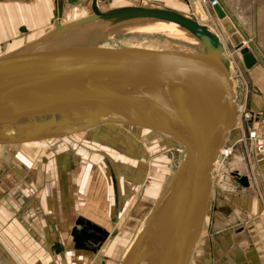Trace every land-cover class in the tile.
Returning <instances> with one entry per match:
<instances>
[{
	"label": "water",
	"instance_id": "water-1",
	"mask_svg": "<svg viewBox=\"0 0 264 264\" xmlns=\"http://www.w3.org/2000/svg\"><path fill=\"white\" fill-rule=\"evenodd\" d=\"M140 2L100 11L92 0L91 15L64 28L55 23V32L85 21H162L194 36L198 50L121 47L108 58L96 49L99 40L77 45L78 41L67 43L62 36L56 39L60 34L55 33L25 45L16 52L18 63L37 54L41 66L0 73V146L59 139L105 123L170 135L185 146L184 158L119 264H189L205 223L211 172L236 126L234 84L225 48L207 25L192 13ZM61 4L58 0V10ZM213 10L244 67L254 68L257 59L264 64L257 52L242 45L243 39L250 47L251 42L225 7L217 4ZM44 118H51L50 122ZM238 182L249 187L246 176H239ZM82 224L80 231L76 227L71 231L76 249H84L88 239L102 243L108 237L84 218L75 222Z\"/></svg>",
	"mask_w": 264,
	"mask_h": 264
},
{
	"label": "rangeland",
	"instance_id": "rangeland-1",
	"mask_svg": "<svg viewBox=\"0 0 264 264\" xmlns=\"http://www.w3.org/2000/svg\"><path fill=\"white\" fill-rule=\"evenodd\" d=\"M145 1L146 5L165 6ZM198 1L203 10L199 11L198 8V12L194 8L197 13L195 16L200 23L207 25L212 32H216L225 48V55L231 62L230 76L234 84L235 104L239 106L245 104L246 109H249L248 100L252 95L253 84L247 73L248 70L244 67L240 54L236 53L235 48L228 41L222 23L213 10L214 6L210 7L206 0ZM182 2L187 6L183 3L179 8L169 7L194 14L191 0H182ZM54 16L43 28L33 29L26 26L27 28L22 32L12 27L10 32L14 33L11 34L6 29L7 22L2 20L4 17L0 14V27L3 28L0 33V58L11 55L15 49L37 42L43 36L45 38L49 33L51 34ZM232 19L234 20L233 17ZM162 24L166 25L168 22L135 20L106 25L95 21L93 26L97 29L82 34L79 43L75 44L88 46L99 40L101 44L96 46V49L108 58L112 56L114 50L121 47L198 50L200 45L198 40L180 27L175 29L176 32L152 29ZM67 34L70 33L63 35ZM63 35L61 36L64 37ZM56 39H60V35H56ZM247 47L253 51L248 43ZM3 66L13 69L16 65L7 63ZM250 71L254 83L264 76V69L257 64ZM236 112L239 123L236 121L238 126L236 125L231 134L229 133L225 143L224 148L228 152L218 154L217 163L214 164L211 172V196L205 223L196 252L189 264H204L205 244L203 243L209 235L207 230L210 216L215 212L213 208L228 202L230 204L236 202V196L232 193H221L222 186L225 189L231 186L229 181L234 183L235 171L238 170L253 178L250 191H255L261 202H264V180L257 178L258 170L248 140L246 123L240 111ZM184 155V147L174 141V138L161 132L126 124H101L79 134L59 139L1 145L0 210L4 213H0L3 221L0 225L5 227L4 230L10 228L12 223L16 225L12 218L15 208H20L22 219L24 211L28 222L30 211L32 218L36 219L33 232H28L26 226H20L23 231L19 234L43 236L50 231L49 236L56 243L52 245L54 258L52 257L51 260L54 264L59 262L54 253L63 252L62 248L65 245L64 252L67 251L66 257L69 258L66 264H72L76 263V259H70L75 254L76 248L71 231L76 227L75 221L87 215L92 218L85 217L90 221L93 220L92 224L106 231L108 237L102 243L98 242V245H95V251L80 250L83 252L78 253L82 254L84 259L80 260L79 256L77 263L81 261L82 264H119L142 227L161 189L178 169ZM35 178L41 179L38 181L39 184L35 183ZM262 206L264 207V204ZM94 207L96 210H93ZM45 228L48 233L43 232Z\"/></svg>",
	"mask_w": 264,
	"mask_h": 264
},
{
	"label": "crops",
	"instance_id": "crops-1",
	"mask_svg": "<svg viewBox=\"0 0 264 264\" xmlns=\"http://www.w3.org/2000/svg\"><path fill=\"white\" fill-rule=\"evenodd\" d=\"M138 1L141 0H98V6L101 7V4L105 3L115 7L122 4H136ZM148 1L173 8H179L184 3L182 0ZM218 2L231 14L240 31L250 40L252 50L257 52L264 61V0H218ZM57 3L58 0L56 1ZM89 3H91L90 0H64L62 8L63 22L68 23L78 19L80 17L79 14L69 13V11H72V8L76 6L81 7V10H85L89 6ZM191 3L195 15L197 13L194 11V8L197 11L198 8L199 11L203 10L198 0H191ZM56 4L55 0H0V14L4 17L2 20L7 22L6 29L8 32H10L12 27L19 30L22 27L26 29V26L33 29L43 28L51 22L54 15H57L55 14L58 11V8L55 10ZM184 5L187 6L186 3ZM2 29L0 27V33ZM257 65L264 69V64L258 59ZM247 73L253 84L252 95L248 100V108L253 112L264 111V76L258 78L257 83H254L251 71L248 70ZM253 159L257 165L258 180H264V164L259 162L255 156ZM235 174L234 183L232 184L229 181L230 187L225 184L228 186V188H225L226 190L222 186L221 193H232L236 196V202L234 204L228 202L213 208L215 212L210 216L209 228L207 230V234L209 235L203 243L205 244L204 264H264V207L262 206L264 202H261L260 197L255 191H250L253 178L247 174H242L238 170L235 171ZM239 176H246L248 178L249 187H243L239 184ZM34 181L37 183L41 179L35 178ZM43 197H45L44 193ZM89 209L91 210V208ZM93 210H96L95 207ZM23 212L24 218L22 219L20 208L13 209L12 218L13 222H16V225L12 223L10 228L8 227L5 230L3 229L5 227L0 225V230H2L0 233V264H54L51 260L53 257L52 245L56 243L49 236L50 231L49 234H43V236L36 234L22 236L19 234L23 231L20 229V226H26L28 232H33L32 228H34L36 223V219L32 218L30 211L28 213V222H26V215ZM0 213L3 214V210H0ZM85 216L92 218L87 215L82 217L88 221L90 219H87ZM92 221L90 222L93 223ZM0 222H3L1 218ZM19 222L25 225H21ZM43 232L48 233L46 228ZM63 247V252L58 253L59 251L56 250L57 253H54L59 260L56 264H66L67 262V251L64 252L65 245ZM80 250L85 251V249H76L75 254L70 257V259H76V263L72 264H82L81 261L77 263L79 256L80 260L84 259L83 255L78 253L83 252Z\"/></svg>",
	"mask_w": 264,
	"mask_h": 264
},
{
	"label": "bare ground",
	"instance_id": "bare-ground-1",
	"mask_svg": "<svg viewBox=\"0 0 264 264\" xmlns=\"http://www.w3.org/2000/svg\"><path fill=\"white\" fill-rule=\"evenodd\" d=\"M90 2L91 3H89V6H87L86 7V10H81V7H75V8H72V9H70V10H72V11H69V13H76V14H79L80 15V17H78V19H75V20H72V21H70V22H68V23H66V22H63V20H62V15H63V13H62V8H63V0H62V6H61V9L60 10H58L57 11V13H55V14H57L56 16H55V18H54V20L52 21V27H53V29L51 30L52 32L51 33H55V34H60V36L61 35H63V34H66V33H70V34H67V35H63L66 39H67V43H70V42H75V41H78V40H81V36H82V34L84 35V33H89L90 31H92V30H94V29H97L96 27H94L93 26V23L95 22V21H85V22H82V24H79V25H77V26H75V27H73L72 28V30L71 29H67V30H62V31H59V32H55V23H57V24H59L58 26H60V28H64V27H66L67 25H69V24H71V23H75V22H77V21H79V20H82V19H85V18H87L89 15H91L92 13H93V11H92V9H91V4H92V0H90ZM138 4L139 3H141L140 1H138L137 2ZM96 5H97V8L100 10V11H106V10H109V9H112V8H115V7H127V6H134L133 4H128V5H124V4H122V5H119V6H115V7H112L111 5L109 6L108 4L107 5H101V7H99L98 6V0H96ZM137 6V5H136ZM152 7H159V6H161V5H151ZM163 7H165V6H163ZM83 8V7H82ZM195 15V14H194ZM141 20H146V19H141ZM141 20H137V21H141ZM132 20H130V19H117V20H115V19H110V20H106V21H102V23H104V24H106V25H116V24H122V23H125V22H131ZM134 21V20H133ZM199 22V21H198ZM234 23V22H233ZM97 25V24H96ZM234 26V28H235V30H236V32L237 33H240L239 31H238V29H237V27H236V25H233ZM222 27H223V30H224V32H225V34H226V36H227V38H228V41H230V36L229 35H227V33H226V30H225V28H224V26L222 25ZM76 28H77V30H76ZM50 29V28H49ZM152 29H157V30H162V31H171V32H176L175 31V29H178V27H177V25L176 24H174V23H168V24H162L161 26H158V27H156V26H154V28H152ZM71 30V31H70ZM102 30V29H101ZM211 30V29H210ZM49 32H50V30H49ZM143 32V31H142ZM46 33H48V32H46ZM214 33H216L215 31H214ZM45 34V33H44ZM50 34V33H49ZM164 34V33H163ZM46 35V34H45ZM72 36V37H71ZM75 36V37H74ZM44 37V36H43ZM42 37V38H43ZM38 38H40V37H38ZM37 38V39H38ZM41 38V39H42ZM83 39V38H82ZM20 42H22V41H19V43ZM247 43L248 42H246V40H245V42H244V39H243V41H242V45L243 46H245V47H247ZM137 46H139V45H137ZM22 48V46L21 47H19V48H17V49H15L13 52L14 53H12L11 55H8V56H6V57H3V58H0V59H2V63H1V65H0V73H7V72H14V71H17V70H20V71H23L24 69H27V68H30V66L32 67V66H37V67H39V66H41V65H39L38 64V62H37V60H36V58H40V56H37V54H36V56H34L33 55V57L30 59V61H28L27 63H18V61L20 60H18V57H20V56H17V57H15V55H16V52L19 50V49H21ZM150 48V47H149ZM148 49V48H147ZM239 50H236V53H239L238 52ZM41 52V51H40ZM39 52V53H40ZM43 52V51H42ZM21 59H22V57H21ZM12 60V61H11ZM229 60V59H228ZM7 63H10V64H14V65H16L15 67L13 66V69H12V67H4L3 65H5V64H7ZM16 63V64H15ZM51 63H55L54 61H52ZM231 71H232V66H231V62L229 61V72H230V74H231ZM231 78V77H230ZM233 80V79H232ZM51 118H44V121H47V122H50L49 120H50ZM105 124H107V123H105ZM164 135H166V136H168V137H171L170 135H168V134H165V133H163ZM231 134V133H230ZM173 138V137H172ZM176 139H174V141H175ZM176 142L177 143H180V142H178L177 140H176ZM26 143V142H25ZM180 145H182L183 147H184V149L186 150V148H185V146L183 145V144H181L180 143ZM228 145V144H227ZM228 148H230V147H228ZM221 150H225V148L223 147ZM220 150V151H221ZM184 157V156H183ZM217 163V160H216V162H215V164ZM215 166V165H214Z\"/></svg>",
	"mask_w": 264,
	"mask_h": 264
},
{
	"label": "built area",
	"instance_id": "built-area-1",
	"mask_svg": "<svg viewBox=\"0 0 264 264\" xmlns=\"http://www.w3.org/2000/svg\"><path fill=\"white\" fill-rule=\"evenodd\" d=\"M207 4L212 7L218 4V0H206ZM237 110L240 111V115L243 117L246 128L248 131V140L252 146L254 156L256 159L264 164V112H253L250 109H246L245 104L239 106L236 104ZM239 123V121H237ZM236 125L238 126V123ZM228 151L221 150L219 153H227Z\"/></svg>",
	"mask_w": 264,
	"mask_h": 264
},
{
	"label": "flooded vegetation",
	"instance_id": "flooded-vegetation-1",
	"mask_svg": "<svg viewBox=\"0 0 264 264\" xmlns=\"http://www.w3.org/2000/svg\"><path fill=\"white\" fill-rule=\"evenodd\" d=\"M76 222V221H75ZM83 228V224L82 225H78L76 226V229L77 230H81ZM89 231H92L90 228H88ZM98 242L100 241H94V239H88V241L86 242L85 244V248L84 249H89V250H92V249H95L96 246L98 245ZM96 245V246H95Z\"/></svg>",
	"mask_w": 264,
	"mask_h": 264
}]
</instances>
